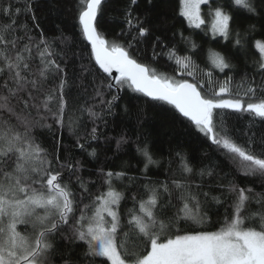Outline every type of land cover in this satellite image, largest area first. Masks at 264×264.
Returning a JSON list of instances; mask_svg holds the SVG:
<instances>
[{"label":"snow or ice","instance_id":"snow-or-ice-1","mask_svg":"<svg viewBox=\"0 0 264 264\" xmlns=\"http://www.w3.org/2000/svg\"><path fill=\"white\" fill-rule=\"evenodd\" d=\"M34 2L0 0V264H264V191L228 181L216 185L222 190L223 201L220 196L209 199L210 193L203 191L202 185L193 187L189 178L193 169L181 156V178L144 185V196L137 199L133 194V207L122 218L125 195L114 181L123 180L125 172L100 169L102 184L93 193L89 185L96 182L79 175V161L73 165L61 160L62 142L47 121L58 125V131L67 127L75 134L81 126V115L87 114L94 126L86 142L97 140L95 121L102 119L104 109L97 111L93 104L74 111L70 106L69 100L74 98L68 94L73 83L65 70V53L55 47L57 40L66 43L70 37L62 31L60 37H46L37 21ZM137 3L130 0L125 9L126 28L122 31L125 35L134 31L125 45L110 42L98 30L97 18L103 17L107 0H77L76 27L91 46L89 59L94 57L99 70L106 74L95 85L93 99L99 97V105H104L109 115L121 97L113 93L105 100L104 88L109 92L113 88L129 91L138 94L134 99L143 96L160 106H171L170 110L190 122L245 177H257L264 183V138L258 148L254 135L238 142L225 111L247 114L250 123L256 118L264 121V96L257 98L258 90L264 93V75L259 84L255 77L234 84L231 75L218 81L212 70L200 69L191 56L181 57L174 48L169 49L168 57L174 59L180 78L138 62L130 50L136 41L146 42L151 28L133 15L132 7ZM209 3L180 0L179 15L190 27L199 29L205 24L200 6ZM230 5L264 18V0H230ZM209 14L212 36L225 40L231 37L238 48H245L248 33L256 30L252 24L244 33L238 31L232 12L224 5L210 8ZM21 15H30L33 27L39 29L38 37L32 35L27 23H18ZM156 39L159 41V37ZM186 42L193 50L197 48L190 39ZM254 47L260 54L254 62L256 69L264 73V41H255ZM209 58L212 68L220 73L234 68L218 52L210 51ZM114 72L118 74L115 78ZM198 73L204 79H199ZM124 110L128 111L127 105ZM37 129H47L53 135L51 149L43 145ZM80 138L77 135L76 146L85 150ZM126 142L121 136L117 147ZM137 150L147 161V171L156 161L146 142ZM89 155L95 157V149ZM198 175L212 176L213 171L202 169ZM86 196L89 203H83ZM228 201L222 221L214 223L208 205ZM59 240L68 241L69 246L61 249ZM78 241L86 248L75 254L73 246Z\"/></svg>","mask_w":264,"mask_h":264},{"label":"trees","instance_id":"trees-1","mask_svg":"<svg viewBox=\"0 0 264 264\" xmlns=\"http://www.w3.org/2000/svg\"><path fill=\"white\" fill-rule=\"evenodd\" d=\"M130 0H107L104 7L103 17L98 16V30L110 42L116 41L121 44H127L132 40L134 31L125 35L122 30L126 28L124 14L125 9L129 7ZM77 0H35L33 8L35 9L37 21L40 29H43L44 35L48 38L61 36V31L70 40L66 43L56 41L57 51L65 53L67 63L66 71L73 83L71 92L68 94L69 103L75 111L81 105H97L96 110L104 109L102 119L95 121L97 135L99 139L88 140V132L94 126L93 121L87 114L81 115V126L77 133H70L65 127L63 131H58L59 126L49 119L47 122L53 124L52 131L59 136L61 147V160H67L73 165L79 161L80 172L84 180L95 181V185H89L93 193L96 187L102 184L100 169L104 171L125 172L127 175L120 181H114L118 190L124 192L125 200L121 201V217L124 218L127 209L133 207L131 196L136 195L137 199L144 196L143 186L146 184H158L160 182H171L173 179L181 178V156L186 158L187 163L192 167L193 173L189 177L193 181V187L202 185L203 191L209 192L211 196H220L223 201L225 198L221 195V189L216 185L235 181L241 187L251 186L257 192L264 191V183L257 177H245L243 173L237 170L236 166L218 153L210 141L206 140L202 134L194 128L185 118H182L171 106H160L156 102H150V98L132 94L129 91L113 88L110 92L107 88L104 99H111L113 93L121 98L115 102L113 114L109 115L104 105H99V97L93 99L94 88L97 83L104 79L106 74L99 70L94 57L89 59L90 44L83 40L76 27ZM217 5H224L232 12L234 17V27L244 33L249 25L255 24L256 30L247 35L246 46L241 49L233 44L230 37L228 40L222 37H213L208 26L203 25L197 29L190 27L186 19L179 15L180 0H138V3L132 7V13L139 19L146 21V25L151 28V35L145 41H136L135 46L130 50L131 54L138 60L152 68L158 73L166 74L170 77L180 78L176 71V65L168 57L169 49H175L179 56H191L192 60L204 71L212 70L214 78L222 81L225 75L233 77L234 84L241 81L251 80L255 77L256 83L261 82V76L264 73L257 71L255 61L259 59V51L254 47L257 40L264 41V18L254 17L246 11L233 8L230 0H212L204 6V15L208 18L210 8ZM18 23H27L32 28V35L39 36V29L33 27V21L30 15H21L18 17ZM183 34V37L181 36ZM22 34V33H21ZM159 37V41H157ZM190 39L197 45L192 49L186 40ZM156 55L153 57V52ZM218 52L224 55L234 65L232 69H226L220 73L218 69H213L209 54ZM84 66L83 68L81 66ZM199 79H204L202 74L198 73ZM191 81V77H188ZM105 84L108 82L104 81ZM206 83V81H205ZM246 89V84H245ZM245 89H240L243 92ZM237 89L234 88L233 91ZM264 96V93L257 91V98ZM245 102L248 98L245 97ZM125 105L128 111H125ZM226 119L231 127L238 142L243 143L247 136H253L257 141L264 138V121L256 118L254 123H250L251 118L247 114L234 113L232 110H225ZM247 134V135H245ZM36 135L43 142L45 147L51 149L53 135L47 129H37ZM77 135H80L79 143L85 144V150L77 147ZM124 136L126 143H121L117 147V141ZM147 144L148 150L152 154L155 164H149L145 171L147 163L145 157L137 150ZM95 149L96 156L89 155ZM180 153V156L177 155ZM213 171L212 176L205 175L201 178L198 173L200 170ZM185 176L189 174L184 173ZM65 176L67 173L65 172ZM74 179V178H73ZM75 190L78 185H73ZM101 190H106L102 188ZM161 191H163L161 189ZM89 197H85L83 203H89ZM167 199V197H165ZM227 203L223 205H208L209 215L213 222L222 221ZM83 205L81 204V207ZM253 207H257L253 205ZM231 209H229V213ZM220 225L217 224L218 228ZM23 227V226H21ZM215 230V229H213ZM58 246L63 249L68 247V241L59 240ZM75 248V254L82 253L86 245L78 241ZM106 259V258H98ZM58 264V261H57ZM110 264V262H108Z\"/></svg>","mask_w":264,"mask_h":264},{"label":"rangeland","instance_id":"rangeland-1","mask_svg":"<svg viewBox=\"0 0 264 264\" xmlns=\"http://www.w3.org/2000/svg\"><path fill=\"white\" fill-rule=\"evenodd\" d=\"M212 0H210L211 2ZM208 4H202L200 7H201V15L203 16L204 20H205V24L204 25H207L209 30H210V26H211V16L210 14H208V18L205 17L204 15V6H206ZM203 26V25H202ZM211 32V31H210Z\"/></svg>","mask_w":264,"mask_h":264},{"label":"water","instance_id":"water-1","mask_svg":"<svg viewBox=\"0 0 264 264\" xmlns=\"http://www.w3.org/2000/svg\"><path fill=\"white\" fill-rule=\"evenodd\" d=\"M116 76H118V74L117 73H113V78H115ZM118 92H120V90H118Z\"/></svg>","mask_w":264,"mask_h":264}]
</instances>
